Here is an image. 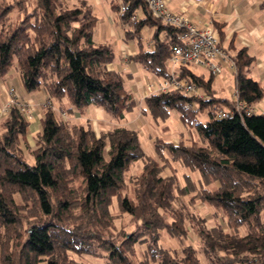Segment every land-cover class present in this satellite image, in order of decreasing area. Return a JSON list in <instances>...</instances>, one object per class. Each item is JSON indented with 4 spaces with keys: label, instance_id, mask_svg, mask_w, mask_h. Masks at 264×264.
<instances>
[{
    "label": "trees",
    "instance_id": "obj_1",
    "mask_svg": "<svg viewBox=\"0 0 264 264\" xmlns=\"http://www.w3.org/2000/svg\"><path fill=\"white\" fill-rule=\"evenodd\" d=\"M110 3L125 40L138 43L127 60L168 77L183 30L154 17L144 0ZM98 21L88 0L72 7L0 0V80L17 73L24 94L47 98L33 146L22 99L0 119V264H91L77 255L105 264H202L194 246L173 255L163 245L165 235L184 241L191 231L210 264H264V114L246 111L264 99L263 84L251 75L255 56L246 47L231 56L236 98L219 95L213 75L182 65L179 77L205 97L160 91L139 106L127 87L132 75L107 67L117 54L95 39ZM145 28L152 31L147 42ZM92 106L115 120L139 108L166 121L176 110L196 137L176 143L157 135L148 154L139 132L125 124L98 135L90 120L62 116H86ZM221 111L232 113L218 118ZM140 160L141 171L132 175ZM199 203L213 209L215 225L198 212ZM119 218L127 221L118 225Z\"/></svg>",
    "mask_w": 264,
    "mask_h": 264
},
{
    "label": "crops",
    "instance_id": "obj_2",
    "mask_svg": "<svg viewBox=\"0 0 264 264\" xmlns=\"http://www.w3.org/2000/svg\"><path fill=\"white\" fill-rule=\"evenodd\" d=\"M263 1L264 0H169L168 6L173 12H183L198 28H205L208 26L217 28L221 46L230 56L235 55L240 48L246 47L250 54L256 58V63L252 69L251 75L255 79L261 81L264 86V6H261ZM217 23H222V27L219 28ZM111 24H116V21L111 19ZM121 26V30L118 31L119 39L123 41L121 49L116 51L117 60L108 64L107 67L111 70L123 71L132 75L127 81V87L135 95L139 102V106H142L145 97L156 93L157 84L162 78L155 77L138 63L127 60V57L135 54L139 47L136 41L127 42L125 40V27L122 24ZM111 30H114L112 32L113 35L115 29L112 28ZM151 32L150 30L146 39L150 38ZM221 32H223L222 36ZM101 37L102 41L99 42H108L109 35L108 37L106 35ZM144 40L145 38L143 37V41ZM148 47L153 48V42H148ZM190 68L194 73L199 75L207 76L211 74L205 66L190 65ZM222 75L223 81L231 82L228 89L231 93V90L234 89V83L231 81L234 72L230 71L227 65ZM213 84L219 95L231 98L229 94L219 89V83H215L214 81ZM45 96V93L42 91L25 94L23 96V98L34 102L36 108L35 119L30 122L31 124L29 127V134L31 133V137L33 138L40 131V121L42 117L41 106L44 103ZM255 107L259 112L264 111V99L256 104ZM140 111L141 110L138 108L136 111L127 114L124 124L138 131L141 136L143 119L141 120L139 117ZM107 114H105L103 109L95 106L87 109L86 116H80L79 114L71 116L67 112H62V116L66 120H75L77 122L86 121L87 119L90 120L98 135L103 130L117 125L115 119ZM29 134L27 137L31 144Z\"/></svg>",
    "mask_w": 264,
    "mask_h": 264
},
{
    "label": "built area",
    "instance_id": "obj_3",
    "mask_svg": "<svg viewBox=\"0 0 264 264\" xmlns=\"http://www.w3.org/2000/svg\"><path fill=\"white\" fill-rule=\"evenodd\" d=\"M152 15L161 19L165 23L181 28V44L175 46L171 57L169 58L170 75L162 78L156 87L157 92H165L169 90H181L189 95H194L199 98L205 97V93L201 87H198L187 78L179 77L178 68L182 65H199L205 66L210 71L211 75L216 76L222 74L228 65L230 71H236V65L232 57L223 49L220 44V36L217 28L208 26L198 28L183 12H173L169 9V0H144ZM121 11H125L122 6ZM143 14H136L132 19L142 17ZM14 83V82H13ZM8 84L7 101L0 106V119L3 118L9 111L11 104L15 99L13 97H23L20 94L15 84ZM237 94L234 92L233 97ZM46 97L44 102L46 101ZM27 118L30 122L35 119V104L30 101L28 104L22 101ZM245 107L243 104H238L237 109ZM247 114L259 112L254 106L246 107ZM231 111H221L217 115L218 118H224L231 114ZM264 114V111H261Z\"/></svg>",
    "mask_w": 264,
    "mask_h": 264
},
{
    "label": "rangeland",
    "instance_id": "obj_4",
    "mask_svg": "<svg viewBox=\"0 0 264 264\" xmlns=\"http://www.w3.org/2000/svg\"><path fill=\"white\" fill-rule=\"evenodd\" d=\"M13 1V0H10ZM81 0H62V3L64 6L66 7H72L74 5H79ZM89 3L93 6L94 9V13L97 15V17L99 18V21L97 23V26L95 28V39L97 41H102V37L103 35H106L108 37L109 35V39L108 42L114 47L115 52L119 51L121 49L122 46V42L119 39V35H118V31L121 30L122 26L121 23H117V12L111 7V3L110 0H88ZM19 16V11H15L13 16H12V20L15 21L18 19ZM111 19L116 21V24H111ZM115 29V33L112 35V31L111 29ZM150 32L149 28H145L143 31V37L145 38L144 41L147 42V36ZM128 42V41H127ZM125 43V42H124ZM194 68V67H193ZM211 74L207 75L206 77H209ZM223 75L219 74L214 76V81L215 83H219V89H221V91L229 94L231 96V98H233V94L235 92L234 89L230 90L229 89V84H231L230 81H223ZM232 83L234 82L233 79L231 80ZM14 82V83H13ZM13 83L16 85V87L18 88L20 94H23V96L25 95L24 92H22L21 88V80L18 77L17 73L14 74V76H12V78H7L6 80H0V89L1 92L3 93L2 98H1V102H0V106L4 104V102L7 101V93H8V84ZM19 97H13V99H16ZM20 99H22V101L28 104L29 99L23 98L22 96L20 97ZM141 112V111H140ZM139 112V117L141 118V120L143 121V126H142V133H141V141L144 147V150L146 153L148 154H154V144H153V140L154 137L157 135H160L162 137H164L165 139H173L174 142H179L181 139H184L186 142H190L191 138H195L196 135L194 133H191L189 131H187V129L185 128L183 122L180 119V115L178 113V111L176 110H172L170 117L166 120H160V121H156L154 120L151 116H147L146 117ZM105 114H107L105 112ZM108 115V114H107ZM110 116V115H108ZM111 117V116H110ZM112 118V117H111ZM114 120V119H113ZM117 125L114 126H118V125H122L124 124V120H115ZM111 126V127H114ZM167 126L168 129H164V127ZM182 133V135H180ZM32 134H29L30 137V141H31V145L33 146L35 144V138L31 137ZM143 167V162L140 160L138 162L135 163V165L133 166L132 170H131V174H136L138 172L141 171V168ZM180 174H182V172H184V169L182 167L179 168ZM196 209L198 210V212L207 218V222L208 224L211 225H215L216 223V218L213 215V209L211 207H206L204 206L202 203H199L196 207ZM114 212H118L117 208L115 207ZM127 221V218L125 219H118L116 222L118 225L125 223ZM227 228V227H226ZM243 232H245L243 230ZM163 245L165 248H167L173 255H180L182 250H183V246L184 245H191L194 246L198 252H199V256L201 257L202 260V264H210L209 261L205 258V256H203L199 243L197 242L193 232H190L189 238L184 240V241H180L174 238L169 237L168 235H165V238L163 240ZM141 248V247H140ZM77 259L81 260V261H85L91 264H105V262L97 257H94L92 255H77L76 256Z\"/></svg>",
    "mask_w": 264,
    "mask_h": 264
}]
</instances>
